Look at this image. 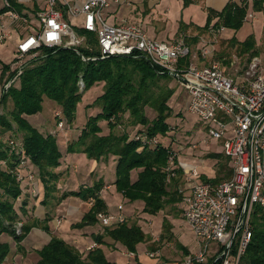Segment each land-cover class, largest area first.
Masks as SVG:
<instances>
[{
    "label": "trees",
    "instance_id": "1",
    "mask_svg": "<svg viewBox=\"0 0 264 264\" xmlns=\"http://www.w3.org/2000/svg\"><path fill=\"white\" fill-rule=\"evenodd\" d=\"M252 7L255 11H261L264 16V0H253ZM246 12V3L237 5L228 2L223 10L218 12L219 20L213 27L221 24L236 30L242 25ZM207 26L208 22L203 27H197L198 33L187 35L186 43L196 44L200 33L208 29ZM183 27L184 25L179 23L181 31H185ZM75 29L88 38L86 47H79V53L71 48L42 47L41 53L31 59L17 83L9 86L0 97L1 107L11 103V109L7 113H0V128L7 131L15 124L23 134L19 155L13 153L10 147L5 148L2 143L0 144V160L4 163V166L0 163V190L3 195L0 197V234H8L17 244L27 235L31 227L35 226L30 221V223L23 222L19 213H24L26 200L20 203L17 209L19 212L15 210L13 204V201L21 194L19 180L15 173L26 175V168L18 165L19 156L24 155L36 167L44 187V200L54 196L53 192L57 190L56 182L59 174L53 169L60 164L61 154L57 148L56 136L42 134L26 119L27 115L41 111L44 96L61 108L65 121L70 123L74 119L76 106L83 92L96 83H103V92L88 105V107L99 105L100 112L87 117L79 136L76 140L68 142L66 151L84 153L87 158L96 161L107 160L109 155L115 156V190L131 202L141 200L142 211L148 214L154 215L163 209L166 202L175 203L182 198L178 189L171 191L166 188L169 147L162 144L154 147L142 146L138 141L128 139L126 134L118 136L112 131L121 115L127 111L132 120L131 124L144 125L146 132L151 136L157 134L164 136L169 129L166 119L170 116V107L167 101L172 95V90L164 89L153 98L149 88L154 86L160 78L169 76L158 74L156 67L142 57L110 56L84 61L81 59L82 55L99 56L95 34L79 27ZM220 42L231 47L235 46L239 53H247L250 56L257 53L253 34L247 35L242 41L233 37L228 40L221 39ZM2 68L0 80L4 77L8 65L4 64ZM11 75L12 73L5 81ZM80 78L84 86L82 92L78 83ZM147 105H151L156 111V116L151 121L144 113V107ZM101 120L108 123L110 130L107 134L101 133L98 125ZM208 156L216 159L225 158L222 153L216 152L208 153ZM174 163L177 164L176 157H174ZM135 169L137 174L132 181L131 171ZM176 171L180 176V169ZM230 173L225 158V163H219V170L211 180L216 183L228 178ZM169 178L177 180L175 177ZM203 179L206 177L203 176ZM173 182L176 183V181ZM102 187L103 181L98 179L90 186L81 185L78 190L63 192L58 196V200L73 195L91 202L89 209L80 220L71 224L72 228L80 229L97 223L96 214L107 210L99 194ZM34 196L37 197L36 194ZM48 220L47 217L41 225V228L47 232L50 231L46 223ZM18 222H21L19 233H17ZM162 225L164 228L170 227L165 219ZM251 227V239L241 257V264H264V205L253 206ZM104 230V234L92 235L97 244L104 243L102 238L107 235L134 254L135 264H143L137 258L136 246L147 240V237L139 226L122 223L115 227H104ZM179 248L185 254L189 252L183 246ZM8 252V244L0 241V264ZM37 253L39 259L36 264H115L106 258L99 246L90 248L86 255L82 256L74 246L55 235H51L49 241Z\"/></svg>",
    "mask_w": 264,
    "mask_h": 264
},
{
    "label": "built area",
    "instance_id": "2",
    "mask_svg": "<svg viewBox=\"0 0 264 264\" xmlns=\"http://www.w3.org/2000/svg\"><path fill=\"white\" fill-rule=\"evenodd\" d=\"M131 3L132 0H0V43L13 34L18 36L9 66L12 75L1 91L17 83L42 47L71 48L79 53L84 36L77 34L75 27L93 32L99 51V56L82 55V60L142 57L156 67L158 74L176 79L187 94L188 111L198 117L209 138L221 141V153L228 159L231 173L212 183L196 182L194 178L201 176L196 167L184 171V186L177 191L184 204L182 215L198 248L174 259L160 257L159 250L146 255L155 259V264H241L251 239L253 206L264 205V72L253 59L237 80L217 62L207 59L213 49L204 37L199 39L197 54L183 36L162 41L150 37L141 22L108 21L107 12L112 6ZM73 18H80V22L72 23ZM20 28L23 29L19 31ZM78 83L83 85L82 78ZM130 139L142 146L158 144L157 136L144 129ZM170 154L166 171L168 177H175L179 166H174L175 154ZM25 161L20 166L25 168ZM15 174L19 181L33 176L29 172L25 176ZM96 218L104 227L126 221L121 204L116 211L98 212ZM20 226L18 222L17 233Z\"/></svg>",
    "mask_w": 264,
    "mask_h": 264
},
{
    "label": "rangeland",
    "instance_id": "3",
    "mask_svg": "<svg viewBox=\"0 0 264 264\" xmlns=\"http://www.w3.org/2000/svg\"><path fill=\"white\" fill-rule=\"evenodd\" d=\"M79 22L80 18L72 19V23L74 24ZM258 23H255V26H257L255 31H249V28L252 25L248 21L245 22V25L241 31H237L236 33H234L235 31H227L226 33H222L221 36L223 39L227 40L233 37L243 40L247 35L253 34L255 37L257 50V53L254 56H250L247 53H239V51L235 49V46L231 47L227 44H222L219 38L205 35V41L208 42V44H210L213 49L212 55L207 59L217 62L226 74L236 78L237 80H240L243 77L244 71L247 69L250 61L253 59H256L260 72H264V31H260L262 28L261 22L258 21ZM22 29L23 28H20L19 31ZM77 34L79 33L77 32ZM81 36H84V39L82 40L80 47H86V45H88V38L84 34ZM14 47L15 43L12 40L7 41L6 45L0 46V58L6 64H10L14 59V55L12 53ZM192 48L198 54L197 47ZM79 87L80 91L82 92L84 86L80 85ZM164 89L172 90V95L167 101V104L170 107V116L166 119L169 129L164 136L160 134L156 135L158 138V144L169 147L170 152L175 154L174 157H176L177 164H174V166L176 168L179 165L185 164L186 170L196 167L200 173L204 172L206 175L211 176L213 174V170L217 169L218 162L212 165V159L210 156H208V153H212L214 152V149H217V142L206 135V129L198 117L188 111L187 94L179 82L172 77L160 78L154 86L149 88V93L153 98H155ZM102 92L103 87L102 84L99 83H96L90 88L86 89L83 92L80 101L77 103L74 119L70 123L65 121L61 108L58 107L54 101L45 96L43 97L41 111L36 114H32L29 119V123L33 126H36V128L44 135L51 134L56 136L60 130L68 131L65 134L60 133L56 137L57 148L61 154L60 164L58 167L59 170L68 172V175L64 178V180L67 181V183H70V181L73 182L71 185L76 186L77 190L82 184L81 181L87 182L91 176L88 175L89 172L85 169L87 162L82 157L74 155V152H67L66 147L68 142L77 139L81 128L86 123L87 117L100 112L99 105L92 107H88V105L92 104ZM10 107V102L5 107H0V113H7V111L11 109ZM144 113L149 121H151L156 116V111L151 105L144 107ZM59 121L63 122L62 126L59 125ZM131 123L132 120L126 111L121 115L112 131L118 136L126 134L128 139H130V137L134 135L138 129L145 130L144 125H133ZM98 125L102 131L101 133H105L107 131L109 132L110 129L108 127V123L105 120L99 121ZM22 135V131L18 130L15 124H13L12 129L7 131H3L0 128V144L2 143L3 147L5 148L10 147L13 153L19 155L22 144ZM170 155L171 154L169 153L168 156ZM108 157L111 158L112 156L109 155ZM23 160L27 161V166H25L26 174L27 172L30 174L33 173V176L31 179L25 178L24 180L19 181L21 194L13 201L16 211H18L17 209H19L21 202L26 199L32 200L35 197V194L40 198V203L45 199L44 187L39 179L36 167L31 164L29 159L24 157V155L19 156V166L24 165L21 164V161ZM115 160L116 157H112L108 162L107 160H101L105 162L100 164L101 169H99L103 174V177L101 178L102 181L106 184H109L110 186H112L115 181ZM218 161L219 163H225V158H219ZM0 163L2 166H4L3 161L0 160ZM56 168L53 169L54 172L56 171ZM133 173L135 174V172ZM175 178H177V180H172V178L170 179L168 176H166L165 181L166 188L168 190L173 191L175 188L178 189L179 187L184 186V179L182 175L179 176L177 172V176H175ZM194 180L199 182L201 179L194 178ZM29 181H31V183H28ZM61 181V179L57 180L56 187L57 183ZM173 181H176V183ZM112 189L110 191L113 194L112 196L108 197L107 201L111 209L115 211L117 205L121 204L122 213L126 216V221L124 223H127V225L136 224L140 227L143 233L146 234L147 240L140 242L136 246V252L138 251L139 253L137 258L141 263H156L155 259L148 258L146 255V252L152 251L153 249L159 250L160 252H158L160 253V257L167 259L179 258L185 254L183 253V250L179 248V246H183L189 251L197 250L198 246L194 234L182 215L184 209L182 198L175 203L166 202L163 209L153 215L142 211L143 204H141V200L131 202L127 198L121 197L119 193L113 192ZM59 190L60 189L58 188L55 192H53L54 195L55 193H59ZM108 193L109 190L106 189L104 196ZM0 197H3L1 190ZM59 218L61 217H58L57 219ZM45 219H42L41 222L36 220H32L30 222L39 227L43 224ZM163 219L167 221L168 225L170 226L169 228L163 227ZM95 224L96 223H94V225ZM100 231L101 234L105 233L104 229H100ZM19 232H21V227ZM105 239H108L107 242L112 244V249L115 248L114 246H117L115 250L106 253L108 260L114 262L115 264H135L133 256H123V252L126 249L125 247H121L123 246L121 243L112 240L107 235L103 236V242ZM8 243L11 245L10 240ZM107 248L110 247L107 246ZM83 250L80 248V251H78L82 254Z\"/></svg>",
    "mask_w": 264,
    "mask_h": 264
},
{
    "label": "crops",
    "instance_id": "4",
    "mask_svg": "<svg viewBox=\"0 0 264 264\" xmlns=\"http://www.w3.org/2000/svg\"><path fill=\"white\" fill-rule=\"evenodd\" d=\"M228 2H233L237 5H242L244 3L247 4V12L242 25L236 30L225 27L221 24L218 27H213L219 20L218 12H221ZM252 3L253 0H132V3L128 6H120L119 8L112 6L107 12V18L109 22H117L121 19L141 22L150 37L162 41H171L179 36H183L185 38L187 35H194L199 32L197 27H203L208 22V29L205 30L204 33H200L199 39L200 37H204L206 35L212 36L214 38H219V40H221L223 39L221 37L222 33H226L227 31H235L234 33H236L237 31H241L243 26L245 25V22L248 21L252 25L249 28V31H255V28L257 27L255 26V23H258V21L261 22L262 26L260 31H264L263 13L261 11H255L252 7ZM179 23H182V25H184L183 29L185 31L180 30ZM17 39L18 36L16 34H13L12 37L7 39L4 43H0V46L6 45L7 41L12 40L14 41L16 47ZM236 39L238 41H242L238 38ZM190 45L192 47H197L198 49L200 45L199 40L196 44ZM15 47L12 51L13 55ZM4 64L6 63L0 58V78L3 69L2 67ZM7 65L8 69L5 71L2 80H0V97L2 94L1 86L10 74V64ZM30 116L31 115L26 116V119L29 122ZM67 132L68 131L60 130L57 135L60 133L65 134ZM107 132H103V134H107ZM215 141L217 142V149H214V152L221 153V141ZM74 155L82 157L87 162L85 169L88 170V175L91 176L87 182L81 181L82 186H90L94 181H97L98 179H101L103 177V174L99 169H101L100 164L105 161H96L92 158H87L84 153L80 152H74ZM111 156L115 157L113 155ZM111 158L108 157L107 162ZM211 159L212 165L218 162L217 169L213 170V174L211 176H208L204 172H202L199 179L202 180L203 176H205L206 179H203L202 181H210L214 183L211 179L216 176L217 171L219 170V161L216 158ZM114 163L116 166V160L114 161ZM185 166V164L179 165L181 175H183L184 171H188L186 170ZM227 168L229 169V171H231L228 159ZM55 172L59 174V179L62 180L61 182L57 183V189H60L59 193H55L54 196L49 197L41 203L39 202V197H34L32 200L26 199V204L24 205V213L20 212L23 222H29L32 220L41 222L42 219L44 220L48 217L49 220L47 221V225L51 232H47L46 230L42 229L41 226H33L31 227L27 235L19 242V244H17L8 234H0V241L6 242L9 246V252L5 256L1 264H36L39 259L37 251L49 241V239L51 238V234L62 238L64 241L74 246L79 251L80 248L82 250L84 249L82 252V256H85L90 248L96 246L102 248L105 256L106 253L111 252L112 250H115L117 248V246H114L115 248L112 249V244L107 242L108 239H105L104 244H97L93 240L92 235L101 234L100 229H104V226H102L98 222L95 225H87L80 229L71 227V224L79 221L82 215L89 209L91 202L90 200L85 201L73 195H69L58 201V196H60L62 192L77 190V188L76 186L71 185L73 182L70 181V183H67V181L64 180V178L68 175V172L59 170V167L56 168ZM133 172H135V174ZM136 172L137 170L131 171L132 181L136 178ZM103 185L104 186L99 193L100 197L104 200L107 210L113 211V209H111V207L108 205L107 201L108 197L112 196L113 194L110 191L112 188L113 192H117L115 190V185L113 184L112 186H110L105 182H103ZM106 189L109 190V193L104 196V192ZM121 197L123 196L121 195ZM58 217L61 218L57 219ZM9 240L11 242V245L8 243ZM107 246H109L110 248H107ZM121 247L123 248V246ZM126 253L129 252L127 250H124L123 256H126ZM137 256H139L138 251Z\"/></svg>",
    "mask_w": 264,
    "mask_h": 264
}]
</instances>
